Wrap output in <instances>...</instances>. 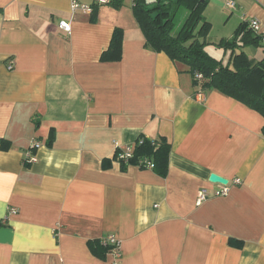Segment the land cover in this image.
Instances as JSON below:
<instances>
[{"label": "crops", "instance_id": "1", "mask_svg": "<svg viewBox=\"0 0 264 264\" xmlns=\"http://www.w3.org/2000/svg\"><path fill=\"white\" fill-rule=\"evenodd\" d=\"M227 1L207 6L236 27L257 20L264 35V0ZM123 7L91 18L70 0H0V264H109L88 246L109 234L120 264H264V119L194 87L184 66L145 48ZM116 28L121 59L103 62ZM141 135L169 143L165 176L113 160ZM212 174L227 194L214 195Z\"/></svg>", "mask_w": 264, "mask_h": 264}, {"label": "trees", "instance_id": "2", "mask_svg": "<svg viewBox=\"0 0 264 264\" xmlns=\"http://www.w3.org/2000/svg\"><path fill=\"white\" fill-rule=\"evenodd\" d=\"M121 0H116L111 6L120 7ZM207 0H132L131 13L145 41V48L164 53L173 63L186 68L194 87L201 91L215 90L232 98L264 119V44L261 36L254 35L246 21L235 28L230 39H220L215 45L223 50L227 60H218L206 51L207 37L211 23L203 20V12ZM183 7L187 14L179 27L173 31L174 19L178 10ZM96 10L91 15H95ZM123 31L114 29L108 48L101 54L103 62H117L121 59V44ZM251 48L255 55H249ZM200 75V79H196ZM261 133L264 136V125ZM50 145V143L48 144ZM6 142L0 141V149L7 148ZM121 152L116 148L113 160H117ZM170 145L164 137L149 139L139 136L127 160V166L120 164V170L129 166L142 167L141 162H150L153 170L161 177L166 175ZM108 160H103L102 166H108ZM229 245L240 247L239 242L230 241ZM88 246L97 256L107 255L110 246L101 240L89 241Z\"/></svg>", "mask_w": 264, "mask_h": 264}, {"label": "built area", "instance_id": "3", "mask_svg": "<svg viewBox=\"0 0 264 264\" xmlns=\"http://www.w3.org/2000/svg\"><path fill=\"white\" fill-rule=\"evenodd\" d=\"M116 0H70V13L72 15L76 14H84L91 16L95 9L101 6H108L115 2ZM225 8L229 10H235L236 5L232 0H229L225 3ZM248 23V27L251 30V32L256 36H261V41L264 44V35L261 33L259 22L255 19H247L244 20ZM58 28L68 33L70 31V24L67 21H59L58 22ZM13 68V62L10 61L8 63L7 69L11 70ZM200 75H196V79H200ZM40 147L39 142L35 141L30 146V151L27 153V161L31 163L37 162L35 154L32 152ZM121 149V148H120ZM132 153V147L126 146L123 149H121V152L119 156L117 157V163L124 164L127 166V160L129 159L130 155ZM141 165L143 168L151 170L153 168V165L150 162H141ZM138 168V167H137ZM240 180L236 179L233 181V184H239ZM229 191L228 184L227 185H221V188L219 191H216L214 195H225ZM208 197V193L205 191V189H201L198 192L196 202L200 203L201 201L205 200ZM15 209H10L9 214H15ZM101 242L104 245L110 246L109 255L111 256L112 260L109 262V264H120L121 259V252H120V242L119 240L113 235L109 234L101 239Z\"/></svg>", "mask_w": 264, "mask_h": 264}, {"label": "rangeland", "instance_id": "4", "mask_svg": "<svg viewBox=\"0 0 264 264\" xmlns=\"http://www.w3.org/2000/svg\"><path fill=\"white\" fill-rule=\"evenodd\" d=\"M131 5L132 0H121L120 2V7L125 6L126 8H129ZM227 11L230 10L227 9ZM186 14L187 10L185 8L181 7L178 10L174 19L173 31H175L179 27ZM227 16L228 15L226 13V10L216 9V7L212 5H208L203 12V20L211 23V29L206 39L208 44L205 47V51L213 58L223 60L224 62L227 60V56H224L223 50L221 48L216 47L215 44L220 39H230L237 25L235 20L233 19L226 23L225 17ZM246 52L247 54L252 55L254 51L251 48H247ZM253 55H255V53Z\"/></svg>", "mask_w": 264, "mask_h": 264}, {"label": "water", "instance_id": "5", "mask_svg": "<svg viewBox=\"0 0 264 264\" xmlns=\"http://www.w3.org/2000/svg\"><path fill=\"white\" fill-rule=\"evenodd\" d=\"M201 2H203V0H201ZM209 181L211 182V183H214V184H220V185H227V181L226 180H224V179H222V178H220V177H218V176H216V175H214V174H212L210 177H209Z\"/></svg>", "mask_w": 264, "mask_h": 264}]
</instances>
